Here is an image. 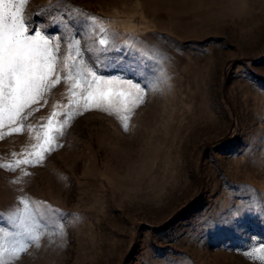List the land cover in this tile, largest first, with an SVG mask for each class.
<instances>
[{"label": "rangeland", "instance_id": "374dc122", "mask_svg": "<svg viewBox=\"0 0 264 264\" xmlns=\"http://www.w3.org/2000/svg\"><path fill=\"white\" fill-rule=\"evenodd\" d=\"M24 14L61 37V58L79 40L77 66L140 83L144 102L126 131L122 98L117 114L83 111L81 89L62 80L22 132L4 121L6 264L33 209L46 235L14 264H260L246 253L264 246V0H29ZM61 124L60 146L37 163ZM22 197L32 203L17 219Z\"/></svg>", "mask_w": 264, "mask_h": 264}, {"label": "snow or ice", "instance_id": "6c2138e0", "mask_svg": "<svg viewBox=\"0 0 264 264\" xmlns=\"http://www.w3.org/2000/svg\"><path fill=\"white\" fill-rule=\"evenodd\" d=\"M28 3L29 0H0V127L7 120L9 127L17 123L21 125V127L11 128L9 135L22 132L23 123L28 116L39 111V108H33V105L40 104L44 100V96L62 80L64 82L71 80L73 89H81L80 101H82V105L79 106L83 107V111L96 108L108 111L110 114H117L121 109L114 106L113 97L122 98L123 111L128 113L121 117L122 126L127 131L129 129L128 120L133 110L144 102L142 98L144 88L140 83H134L133 80L125 79L124 76L105 78L97 73L94 66L86 65L83 59L77 66L71 52L74 46L77 56H82L83 51L78 47L80 41L75 38H73V43L68 46L69 55L61 58V37L50 32L47 28L41 29L38 26H32L31 20L34 17L24 14ZM85 19L90 20L93 27H99L101 33L107 32L103 25L98 24L99 18L86 16ZM98 43L102 52L109 50L110 41L106 36L99 39ZM60 72H65L66 75L61 77ZM89 77L91 78L89 79ZM73 95H75L74 91ZM75 106L77 105L71 103L69 105V107ZM76 114L81 115L82 112L78 111ZM57 115L54 111L49 117L48 124ZM62 115L67 116V113ZM48 124L41 127L47 128ZM29 127L31 126L29 125ZM63 128L64 125L61 124L59 127L52 128L51 134L44 133L47 147L41 149L40 153H32L37 163L42 162L44 153L51 152L55 147L60 146L56 143V139L59 135H63ZM3 138L4 133L0 132V139ZM34 147H39V145ZM22 163L31 164L33 161L24 160ZM5 167L11 168L12 165H5ZM21 203L26 207L22 212L18 211L13 214L17 219L28 212V206L32 202L28 198L22 197ZM38 207L39 205H37ZM45 207L51 209V206L45 205ZM51 211L55 212L56 210L51 209ZM40 215L42 213L33 209L31 227H28L24 222L17 225L22 229L20 236L26 237V239L18 241L17 246L13 249L12 264L21 255L27 254L30 245L40 247V241L46 235L39 219ZM11 218L9 217V219ZM60 231L63 235L62 227ZM257 253H264V246L254 248L246 254L254 261L264 264V255H257ZM3 255L4 253L0 251V264H6Z\"/></svg>", "mask_w": 264, "mask_h": 264}]
</instances>
